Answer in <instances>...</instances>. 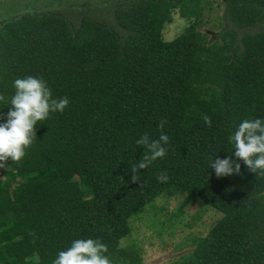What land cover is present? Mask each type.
Listing matches in <instances>:
<instances>
[{
	"label": "trees",
	"instance_id": "trees-1",
	"mask_svg": "<svg viewBox=\"0 0 264 264\" xmlns=\"http://www.w3.org/2000/svg\"><path fill=\"white\" fill-rule=\"evenodd\" d=\"M200 0H0V94L43 77L53 97L36 140L0 181V264H52L76 239H100L114 264H142L119 246L130 218L156 197L185 193L222 213L172 264H264V177L242 160L241 174L217 177L214 158L231 156L244 119H264V0H225L212 37L194 23L162 38L178 7L197 16ZM9 105L0 102V115ZM211 117L212 125L202 116ZM167 153L132 183L144 133ZM170 179L161 183L157 176Z\"/></svg>",
	"mask_w": 264,
	"mask_h": 264
},
{
	"label": "clouds",
	"instance_id": "clouds-1",
	"mask_svg": "<svg viewBox=\"0 0 264 264\" xmlns=\"http://www.w3.org/2000/svg\"><path fill=\"white\" fill-rule=\"evenodd\" d=\"M15 92L10 100L0 94V102L8 106L5 116L0 115V168H8V161L20 162L27 154L26 150L35 142L36 128L40 121L49 118L50 113H63L69 105L67 96L54 98L51 88L43 77L27 76L14 81ZM205 124L212 125L211 117L202 116ZM166 120H161L159 128L161 134L153 139L144 133L136 144L143 146L145 152L138 164L131 166V182L140 180L138 172L147 169L158 158H164L170 143L169 136L163 132ZM234 146L236 160L231 156L225 159L214 158L209 167L215 170L216 176L225 177L241 174L242 160L248 169L259 177H264V119H244L235 133L229 137ZM161 183L167 182L170 177L166 172L158 174ZM108 246L100 239H76L66 250L58 253L52 264H114L106 255Z\"/></svg>",
	"mask_w": 264,
	"mask_h": 264
},
{
	"label": "rangeland",
	"instance_id": "rangeland-1",
	"mask_svg": "<svg viewBox=\"0 0 264 264\" xmlns=\"http://www.w3.org/2000/svg\"><path fill=\"white\" fill-rule=\"evenodd\" d=\"M224 6L225 0H200L197 16L192 18L181 17L175 8L171 22L164 24L162 38L172 40L191 23L212 37L223 25ZM20 178L18 172L0 168V181L12 183L9 191L14 190ZM185 197V193L159 194L153 204L130 218V233L120 238L119 246L134 244L142 264H172L187 254L195 239L204 236L222 213L205 206L200 199L183 204Z\"/></svg>",
	"mask_w": 264,
	"mask_h": 264
}]
</instances>
